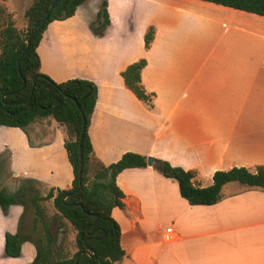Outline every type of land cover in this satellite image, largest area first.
<instances>
[{
    "label": "crops",
    "instance_id": "1",
    "mask_svg": "<svg viewBox=\"0 0 264 264\" xmlns=\"http://www.w3.org/2000/svg\"><path fill=\"white\" fill-rule=\"evenodd\" d=\"M129 1L108 0L103 33L111 31L96 40L107 48L93 50L91 24L101 0H86L72 17L50 22L36 49L40 71L55 82L77 78L96 85L88 126L95 156L105 165L127 151L150 156L196 171L201 186L211 184L216 170L264 165V17L202 0H162L165 16L149 47L138 44L134 51V24L126 21ZM112 2H119L115 21ZM83 8L91 9L89 15L76 18ZM180 16L206 31L182 30ZM75 20L82 30H71ZM140 59L146 61L140 79L153 94L151 106L121 76ZM58 125L50 140L42 139L56 131L52 117L29 124L25 132L0 126V188L13 193L25 179L46 192L70 188L66 135ZM17 150L34 157L29 174L16 171ZM116 184L124 208L114 207L111 216L120 226L125 255L114 264H264L263 189L229 182L216 203L190 205L177 182L153 165L122 170ZM22 211L15 204L0 212V264H27L35 257L29 243L19 257L4 254V235L17 228ZM166 228L174 231V240L166 239Z\"/></svg>",
    "mask_w": 264,
    "mask_h": 264
},
{
    "label": "trees",
    "instance_id": "2",
    "mask_svg": "<svg viewBox=\"0 0 264 264\" xmlns=\"http://www.w3.org/2000/svg\"><path fill=\"white\" fill-rule=\"evenodd\" d=\"M85 1L30 0L24 12L26 25L23 28L15 26L11 13L0 4V126L16 127L25 132L29 124L52 117L67 128L64 148L73 174L70 188H50L45 195L40 194L38 183L31 179L21 181L13 193L0 188V208L4 213L15 204L23 206L24 210L28 202L33 207V235L22 232L21 220L16 233L4 235L7 257H19L24 241L34 245L35 257L30 264H114L119 261L125 252L120 245V226L111 211L114 207L124 208V194L116 184V177L124 169L146 166L145 156L130 151L113 163L103 164L95 156L88 135L90 116L97 99L96 85L77 78L58 83L40 71L36 49L47 25L72 17ZM202 1L264 17V0ZM53 4L42 29L30 39L18 70L17 59L25 49L27 37L38 28ZM108 24L107 0H101L91 29L95 35H102ZM153 34V27H149L144 35L145 48L149 47ZM145 64L144 59L135 61L121 72V76L134 96L151 106L153 94L146 93L140 79ZM81 113L86 118V128L79 147ZM153 167L164 177L177 182L180 196L190 205L216 203L222 187L229 182L264 190V165L252 169L216 170L208 186L200 185L194 170H184L160 159L155 160ZM48 200L56 210L52 216L47 215L41 206L42 201ZM68 225L75 231L73 252L65 246Z\"/></svg>",
    "mask_w": 264,
    "mask_h": 264
},
{
    "label": "rangeland",
    "instance_id": "3",
    "mask_svg": "<svg viewBox=\"0 0 264 264\" xmlns=\"http://www.w3.org/2000/svg\"><path fill=\"white\" fill-rule=\"evenodd\" d=\"M165 2H172L175 3L178 0H164ZM194 0H187L184 1L185 3H196L193 2ZM30 0H0V4H2L3 6L6 7L7 11L11 13L12 19L15 23V26L18 28H23L26 25V19L24 17V12L27 8V6L29 5ZM180 2H182V0H180ZM6 3L8 4V6H6ZM164 3L162 0H131L129 1V5H127V17H126V21L129 22L132 19V24H134V30H133V48L134 51H136V49L138 48V44L144 43V35L145 33L148 31L149 27H153V29L155 30V26L158 24V22H162L163 19L162 17L165 16V13L163 12L164 10ZM107 5H108V0H107ZM118 8H119V2H112L111 5V16H112V20H114V18H118ZM91 11V9L89 10ZM89 11L88 9H84L83 11H79L76 14V18L78 16H81L82 19L85 18L87 15H89ZM97 17V16H96ZM119 22V21H118ZM131 22V21H130ZM178 23L179 26L181 27L182 30L187 31L188 33H194V32H205L206 28L204 27V25H202V27L200 25H198L197 21L193 20L189 23V21L184 18H182L181 16L178 19ZM146 29L144 31V33L142 34V27L144 25H146ZM200 24V23H199ZM70 25L72 26H76L71 28V30H82V26L81 22L78 20L75 21H71ZM92 31V29H91ZM108 31L111 30H107L105 31V33H103V36L101 37H94V47L93 50L96 49H105L107 47L103 46L102 43L100 45H96L98 41H101L102 38L109 36L108 35ZM93 32V31H92ZM95 35V34H94ZM105 42V41H103ZM69 43H63V45H61L62 47H67ZM145 47V46H144ZM54 125H55V133L52 131L51 133L47 134L42 140H50L54 135H56V133L58 132L59 129V125L58 123L54 120ZM64 127V132L65 135L67 137V128L65 126ZM20 129V128H19ZM21 131V130H20ZM24 132V131H23ZM34 143H38V140H32ZM14 167L16 169V171L19 172H23L25 174H29L31 168H32V163L34 162V157L32 156V154H27L24 153L22 150H17L14 154ZM20 184H22L20 182ZM18 183V186L20 185ZM37 185H35L36 187ZM37 188V187H36ZM39 189V188H37ZM39 189L40 194H42L43 192L45 193L46 191H43ZM41 206L43 207L45 213L49 216H52L56 213V210L52 204L51 200L48 201H42L41 202ZM0 212L2 214H4V212L1 210L0 208ZM24 212V213H23ZM23 214V216H22ZM18 220L17 221V228L14 229L13 232H11V234H14L17 232L18 230V225L19 222L21 220V225L23 227L22 232L24 234L27 235H33V230H32V225H33V207L31 205L30 202L27 203L25 210L23 207V211L20 212V214L18 215ZM22 218V219H21ZM6 233H10V232H6ZM74 235H75V231L68 225V229H67V236H66V241H65V246L71 251L73 252L75 250V246H74ZM63 237V236H62ZM29 243V245H31L33 251H34V255H35V248L34 245L29 242V241H24L22 242L21 246L23 244H27ZM22 250V248H21ZM23 252H25V250H22ZM21 251V253H22ZM21 255V254H20ZM30 262H28L27 264H30Z\"/></svg>",
    "mask_w": 264,
    "mask_h": 264
},
{
    "label": "water",
    "instance_id": "4",
    "mask_svg": "<svg viewBox=\"0 0 264 264\" xmlns=\"http://www.w3.org/2000/svg\"><path fill=\"white\" fill-rule=\"evenodd\" d=\"M53 6H54V4L48 9V11L46 12V14H45L43 20L41 21L40 25L38 26V28L27 37L25 49L22 51V53L20 54V56L17 59V69L18 70H19V65H20V59H21L22 55L25 53V51L29 48L30 39L42 29V27L45 24L51 10L53 9ZM23 84H24V80H23ZM31 94H32V92L30 93V96H31ZM81 115H82V128H81V133H80V137H79V147H80V141H81L82 135L85 132V128H86V118L82 113H81ZM145 161H146V165L151 166L154 164L155 159L153 157L148 156V157H146ZM80 181H81V156H80L79 188L81 187Z\"/></svg>",
    "mask_w": 264,
    "mask_h": 264
},
{
    "label": "built area",
    "instance_id": "5",
    "mask_svg": "<svg viewBox=\"0 0 264 264\" xmlns=\"http://www.w3.org/2000/svg\"><path fill=\"white\" fill-rule=\"evenodd\" d=\"M165 234H166L167 240H174L175 239V233L171 228H166Z\"/></svg>",
    "mask_w": 264,
    "mask_h": 264
}]
</instances>
